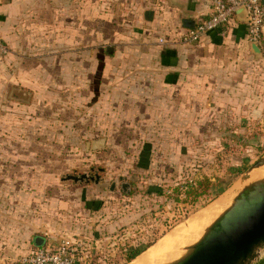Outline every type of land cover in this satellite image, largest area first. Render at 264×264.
<instances>
[{
  "label": "rangeland",
  "instance_id": "1",
  "mask_svg": "<svg viewBox=\"0 0 264 264\" xmlns=\"http://www.w3.org/2000/svg\"><path fill=\"white\" fill-rule=\"evenodd\" d=\"M136 1L72 0L68 54L54 25L39 24L0 59V264H20L37 236L43 246L82 242V262H124L129 250L151 240L154 248L223 196L264 156V65L235 56L231 74L213 69L196 84L189 74L174 95L178 106H150L148 95L164 90L141 83L158 61L152 50L164 27L148 26ZM57 25L64 32L63 20ZM102 137L104 148L86 150ZM83 173L81 182L62 179Z\"/></svg>",
  "mask_w": 264,
  "mask_h": 264
},
{
  "label": "crops",
  "instance_id": "2",
  "mask_svg": "<svg viewBox=\"0 0 264 264\" xmlns=\"http://www.w3.org/2000/svg\"><path fill=\"white\" fill-rule=\"evenodd\" d=\"M211 0H137V10L142 9L144 18L148 26L164 27V44L161 43L159 50L153 49L154 55H158L154 68L151 70V75L148 80L142 82L146 89L164 90L163 95H155L154 91L148 95V103L150 106H158L164 111V105L178 106L179 93L187 88L188 82L186 79L189 74L195 78L194 84L201 80V76L206 73H211L213 69L217 71L223 70L225 73L231 74L232 67L236 64L230 63L233 57L240 59H251L250 67H260L264 65V29L261 40L256 44L259 52H254L252 44L246 38V25L241 19V15L237 14L231 23V28L228 33L222 35L218 30L210 31L201 42L195 45H186L180 42L179 36L185 28L192 27L198 20L206 17L210 13ZM73 3L72 0H0V35L7 42L11 49L5 59L10 58L17 51L14 50L15 42L24 39L23 34L25 29L29 30L30 26L38 28L39 24H48L49 27L54 25V36H62L58 39L66 43L67 48L64 49L65 55L68 54V47L73 39ZM63 20L64 32H59L56 29L59 27L58 21ZM116 22V21H115ZM118 22V21H117ZM60 23V22H59ZM83 24V25H82ZM80 22V30L83 33V27L87 28V19L85 16L84 23ZM37 25V26H36ZM101 25V21H100ZM53 28V27H50ZM34 30V29H33ZM119 34V32L117 33ZM81 40H87V36L79 35ZM77 39V38H76ZM168 39H175L168 43ZM57 41V40H56ZM84 41V42H85ZM84 44H81L83 49ZM85 47V46H84ZM140 53L144 48H140ZM13 52V54H12ZM107 52V51H106ZM112 52L114 50L112 49ZM111 52V53H112ZM120 53V50L118 51ZM21 52H19L20 55ZM108 53V52H107ZM108 53V54H111ZM192 57V64L188 58ZM214 53V58L212 59ZM113 54V53H112ZM219 55V56H216ZM18 55V56H19ZM230 61V62H229ZM214 62V63H213ZM219 65L210 66V64ZM158 64V66H157ZM199 79V80H198ZM206 81V80H204ZM212 83L213 82H209ZM20 90L23 96L29 99L30 92L23 88L13 87ZM200 88V87H199ZM211 88V84H210ZM231 88V87H230ZM228 88H225V90ZM224 96L227 93L224 92ZM176 95V97H174ZM200 95V93H199ZM233 96L227 94V97ZM156 110V108H154ZM154 110V111H155ZM106 138L93 139L86 141V150L102 149L105 146ZM251 264H264V253L262 249L259 256L251 262Z\"/></svg>",
  "mask_w": 264,
  "mask_h": 264
},
{
  "label": "water",
  "instance_id": "3",
  "mask_svg": "<svg viewBox=\"0 0 264 264\" xmlns=\"http://www.w3.org/2000/svg\"><path fill=\"white\" fill-rule=\"evenodd\" d=\"M264 3V0H262ZM244 21L242 7L236 9ZM107 47V52H112ZM254 52H259L256 44H252ZM16 89V88H15ZM264 164V156L250 168H258ZM64 179L81 182L87 180V174H67ZM114 186V182L112 184ZM112 186V187H113ZM129 183L123 182L121 187L129 193ZM112 189V188H111ZM42 238L36 237L35 244L40 245ZM264 248V181L251 183L244 187L226 208L209 226L191 250L170 264H251Z\"/></svg>",
  "mask_w": 264,
  "mask_h": 264
},
{
  "label": "built area",
  "instance_id": "4",
  "mask_svg": "<svg viewBox=\"0 0 264 264\" xmlns=\"http://www.w3.org/2000/svg\"><path fill=\"white\" fill-rule=\"evenodd\" d=\"M244 10L246 38L248 42L258 44L264 29V3L262 0H211L210 13L198 20L192 27L185 28L179 39L182 44L195 45L210 32L218 30L222 35L229 32L236 17V9ZM160 43H165L159 38ZM11 53L7 42L0 35V59ZM82 253V242L62 240L49 246L34 248L20 259V264H77Z\"/></svg>",
  "mask_w": 264,
  "mask_h": 264
},
{
  "label": "bare ground",
  "instance_id": "5",
  "mask_svg": "<svg viewBox=\"0 0 264 264\" xmlns=\"http://www.w3.org/2000/svg\"><path fill=\"white\" fill-rule=\"evenodd\" d=\"M264 181V164L253 168L247 175L233 184L223 196L209 204L203 211L181 223L157 245L149 248L128 264H169L181 258L185 249H191L199 236L232 203L237 194L247 185ZM187 254V253H186Z\"/></svg>",
  "mask_w": 264,
  "mask_h": 264
},
{
  "label": "trees",
  "instance_id": "6",
  "mask_svg": "<svg viewBox=\"0 0 264 264\" xmlns=\"http://www.w3.org/2000/svg\"><path fill=\"white\" fill-rule=\"evenodd\" d=\"M243 170L241 169H238V170H236L234 173H233V175L229 178V180L228 181H226L225 182V184L223 185V186H221V187H219L218 188V190H216V192H215V194H213L214 196L213 197H215L216 195H219V193H221L224 189H226L231 183H232V181L233 180H235V178L242 172ZM203 205H205V202H203L202 204H200V207L201 206H203ZM171 225H169V227H170ZM167 229H165L164 230V233H165V231H166ZM37 237H40V238H42V242H41V244L40 245H35L36 247H39V246H42V245H44V242H45V238L43 237V236H37ZM156 242V241H155ZM154 242V243H155ZM35 243V242H34ZM153 240H151V241H149L146 245H144V246H142L141 248H136V249H132V250H129L128 251V253H126V256H125V259H124V262H116V264H124V263H126V262H131L133 259H135L137 256H139V254L141 253L142 254V252L143 251H145L147 248H149L150 246H152L153 244ZM152 244V245H151ZM140 254V255H141ZM86 262V263H85ZM85 262H82V261H80V262H78L77 264H94V262H95V256H93V258H90L89 260H86ZM129 262V263H130ZM128 264V263H127Z\"/></svg>",
  "mask_w": 264,
  "mask_h": 264
},
{
  "label": "flooded vegetation",
  "instance_id": "7",
  "mask_svg": "<svg viewBox=\"0 0 264 264\" xmlns=\"http://www.w3.org/2000/svg\"><path fill=\"white\" fill-rule=\"evenodd\" d=\"M17 93L23 95L22 92H21L20 90H16V89L12 92V95L15 96V94H17ZM91 170H93V169L91 168ZM91 170H90L88 173L91 174V176H92V174H93L94 179L97 178V176H96L97 173L92 172Z\"/></svg>",
  "mask_w": 264,
  "mask_h": 264
}]
</instances>
